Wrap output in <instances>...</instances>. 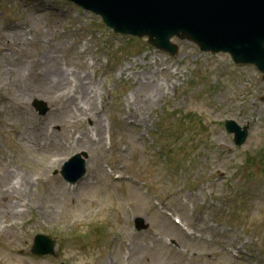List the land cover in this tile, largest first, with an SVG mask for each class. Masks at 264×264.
<instances>
[{
	"label": "rangeland",
	"instance_id": "374dc122",
	"mask_svg": "<svg viewBox=\"0 0 264 264\" xmlns=\"http://www.w3.org/2000/svg\"><path fill=\"white\" fill-rule=\"evenodd\" d=\"M77 9L0 0V264H264V75L187 41L172 40V57L115 37ZM57 69L69 82L42 93ZM226 120L248 127L243 146ZM81 152L88 174L72 187L54 173ZM40 234L55 256L32 253Z\"/></svg>",
	"mask_w": 264,
	"mask_h": 264
},
{
	"label": "water",
	"instance_id": "95a60500",
	"mask_svg": "<svg viewBox=\"0 0 264 264\" xmlns=\"http://www.w3.org/2000/svg\"><path fill=\"white\" fill-rule=\"evenodd\" d=\"M103 17L117 33L147 37L159 50L177 54L172 39L195 43L204 52L230 53L238 64H254L264 73V0H69ZM35 107L46 113L44 103ZM236 133V143L243 144L247 130L228 122ZM77 164L79 173L71 175ZM85 173L84 163L74 158L63 170L66 179L75 182ZM138 220L139 227H144ZM44 240V237H38ZM36 247L37 254L53 253ZM38 240V239H37ZM38 245V242H37Z\"/></svg>",
	"mask_w": 264,
	"mask_h": 264
},
{
	"label": "bare ground",
	"instance_id": "6f19581e",
	"mask_svg": "<svg viewBox=\"0 0 264 264\" xmlns=\"http://www.w3.org/2000/svg\"><path fill=\"white\" fill-rule=\"evenodd\" d=\"M19 34L17 33V31H15V33H12V37L15 39L16 37H18ZM52 59L50 58L49 61H51ZM53 68H57L56 66V61H54V66L53 67H50V70H52ZM60 70H54L53 73L51 72V75L50 76H47V83L45 84V88L44 91H42V93H46L47 95H51L53 94L54 92H58V91H55V90H58L59 88V91L61 89H63V86L64 85H67L66 82H69L66 77L63 76V73L61 74L59 72ZM53 79V80H51ZM82 83L80 86H77L78 88H80L82 90ZM84 92H86V89L83 88ZM82 90V91H83ZM60 118L59 117H55V121L59 120ZM11 173H9V171H6L5 172V176L2 177L1 179H5V180H8V178L11 177Z\"/></svg>",
	"mask_w": 264,
	"mask_h": 264
}]
</instances>
